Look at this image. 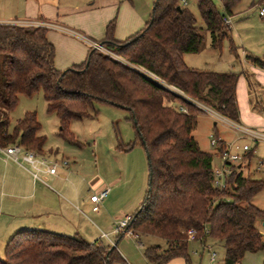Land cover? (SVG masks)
I'll use <instances>...</instances> for the list:
<instances>
[{
    "label": "trees",
    "instance_id": "16d2710c",
    "mask_svg": "<svg viewBox=\"0 0 264 264\" xmlns=\"http://www.w3.org/2000/svg\"><path fill=\"white\" fill-rule=\"evenodd\" d=\"M221 1L230 16L238 0ZM197 9L211 35V47L219 49L228 37L222 24L224 16L211 0H197ZM151 19L123 42L113 39L114 24L110 22L99 44L203 106L237 121L238 75L197 70L183 62V55L198 53L203 41L193 14L180 0H158ZM46 33L44 27L0 25V146L16 143L42 153L46 139L39 135L35 112L24 113L9 129L7 114L15 109L20 96L42 92L47 113L58 119V137L71 145L78 144L69 131L72 121L95 115L96 104L122 108L129 114L127 121L136 142L145 151L149 172L145 197L130 215L127 228L138 236L139 243L143 237L161 241L145 245L146 264H167L173 259L187 263L188 230H194L201 240L222 242L223 264H239L247 253H264V235L255 227L257 220L264 221V211L251 204L264 190V179H252L235 166L224 190L212 187L214 155L201 151L191 137L196 118L203 112L184 102L187 114L177 112L179 99L167 89L92 48L83 63L65 73L57 70ZM246 60L264 71V57ZM134 145L120 144L117 149L128 152ZM252 158L249 154L250 162ZM122 262L115 246L104 241L88 242L79 235L43 230L15 233L0 258V264Z\"/></svg>",
    "mask_w": 264,
    "mask_h": 264
},
{
    "label": "rangeland",
    "instance_id": "374dc122",
    "mask_svg": "<svg viewBox=\"0 0 264 264\" xmlns=\"http://www.w3.org/2000/svg\"><path fill=\"white\" fill-rule=\"evenodd\" d=\"M55 1H59L60 6L63 7L74 3L84 6L87 2H92L93 0ZM211 1L221 16L229 17L223 10L221 0ZM24 2L25 0H0V10L2 5H4L3 11L7 15H16L20 12ZM185 2L186 4H182V6L193 14L196 20V27L201 29V35L203 36L198 53L183 55L182 59L186 66L196 69H209L221 73L233 72L239 78L242 77L241 73L246 68V57H264V17H260L258 14L260 8L264 7V3L259 2V0H238V3L231 10L230 30L228 28L225 29L228 32V37L222 41L219 49H213L211 47V35L205 29L204 22L197 9V0H185ZM151 9L152 6L150 7ZM55 28L65 34L72 35L84 44L86 43L83 39L97 42L73 29L58 26ZM51 45L53 46V44ZM246 71H248V68H246ZM248 84L250 88L244 83L246 95L244 92L242 93L243 84H239L238 95L242 97L243 94V99L241 98L242 104L245 98H248V109L250 108L251 112L258 113L261 108H264V83H260L257 87L253 86L252 83L248 82ZM94 109L96 110L95 115L92 114L91 117L74 120L70 123L69 131L73 134L78 145H71L58 137V119L54 114L47 113L42 92H38L31 97L20 96L15 109L8 113L7 117L9 119V129H12L15 122L21 119L24 113H36L37 121L41 127L39 135L44 136L46 139L45 148L49 150L57 149L60 153L59 156L56 154L57 162L67 158L70 161L75 160L77 165H81L77 170L78 173L75 175V179H78L83 184L80 189L87 198L93 193L92 189L87 186L89 181L92 185H97L100 181L99 176L104 177L105 182L108 181L107 183L102 182V189L110 188L107 197L102 203L104 209H101L102 205H98L102 211L99 215L102 223L99 226L103 232H106L109 231L113 224L122 221L125 216L133 214L143 201L148 188L149 172L145 151L136 142L132 126L127 121L128 112L122 108L105 104H96ZM260 117L264 120L262 112ZM196 120V127L191 137L201 151L214 155L213 165L216 166L218 165V158L215 150L210 146V140L215 137L229 144L236 140V133L225 123L215 121L206 113L198 115ZM131 142H135V145L129 152L117 154L118 156L115 154L113 148H118L120 144L126 146ZM91 143L95 144L93 148L90 145ZM259 159L264 160L263 143L258 144L254 148V159L250 163V169L248 171L243 170L245 174L255 180L264 179V171L256 172L255 170ZM110 181H113L114 187L109 185ZM251 204L264 211V190L253 197ZM4 206L6 205L4 204ZM1 213L2 211L0 210V215ZM4 214H2L1 218L5 217ZM88 217L92 218V220L96 219L92 215ZM74 221L81 228L82 231L78 232L84 236L85 240L90 241L91 238L97 236L98 231L85 218L77 217ZM263 223L264 221L257 220L255 227L264 231ZM54 230H56L54 231L55 233H64L69 236L76 232L59 228ZM94 230L96 231L95 233ZM4 232L5 230L0 232V258L3 257L4 246L8 238L15 234V231L10 235ZM98 235L101 236V233H98ZM112 238H114V241L116 240L114 236ZM205 247L202 243L200 245L189 242V261L185 264H223L224 248L222 242L209 239ZM141 248L142 246L139 247L132 236L123 235L118 242L117 249L124 262L116 264H141ZM263 260V252L247 253L239 264H263Z\"/></svg>",
    "mask_w": 264,
    "mask_h": 264
},
{
    "label": "crops",
    "instance_id": "0c3cea01",
    "mask_svg": "<svg viewBox=\"0 0 264 264\" xmlns=\"http://www.w3.org/2000/svg\"><path fill=\"white\" fill-rule=\"evenodd\" d=\"M153 1L93 0L92 2H87L84 6L74 3L70 6L61 7L59 1L56 2L55 0H25L20 12L16 15H7L3 11L5 6L2 5L0 10V25L35 26L48 29L46 37L55 49L54 66L59 71H65L72 66L83 63L89 47L72 35L56 30L55 27L73 29L99 43L105 36V28L110 22H113V39L123 42L138 33L150 21L152 10H150V7L152 6L153 8ZM182 1L185 0H180L181 5L183 4ZM245 65L248 71H246V68L244 69V72L241 73L242 77L238 78L236 85L238 121L243 125H249L248 127L264 131V120L260 117L261 112L264 114V108H261V111L258 113L251 112L250 108L248 109V98H245L242 104L241 98L243 99V94L242 97L238 95L240 83L243 84L242 93L244 92L245 95L247 93L244 89V83L248 87V82L252 83L255 87L260 85V83H264V71L254 67L247 60H245ZM241 80L243 81L241 82ZM90 145L93 148L95 144L91 143ZM113 150L116 155L127 153L118 150L117 147L113 148ZM40 154L50 160H56V154L60 155L57 149L49 150L45 146ZM66 161H69L66 167H58L54 175L43 173L41 174L42 181H38L34 180L27 171L29 169L27 164H24L27 168L24 170L12 162L5 161L0 156V210L2 211L0 215V232L5 230L4 233H9L10 235L14 231V233L22 230L54 232L56 231L54 230L55 228H59L69 229L72 232L76 231L73 235H79L83 238L84 236L78 232L82 231L81 228L74 221L77 217H81L89 221L98 233L110 235L117 249L118 242L122 236L117 237L112 234L116 223L111 226L109 231L103 232L99 226L102 223L101 218H99L102 211L99 207L98 212H94L92 210L94 203L90 201L91 195L99 194L104 190H108L109 193V187L102 189V182L107 183L108 181L105 182L102 176H99L100 181L98 180L99 183L97 185H92L89 181L87 186L89 189H92L93 193L87 198L82 194L80 189L83 184L78 179H75V175L78 173L77 170L81 165H77L75 160L70 161L66 158ZM109 185H113L114 187L113 181H110ZM103 201L104 199L99 206L102 205ZM3 202L6 206H4ZM101 209H104L103 205ZM2 214L5 217L1 218ZM88 214L96 217V219H90ZM259 231L264 235V231ZM98 233L97 236L91 238L88 242L101 240L109 244ZM112 236L115 237V241ZM209 239L204 238L203 240L192 242L200 245L202 243V245L204 244V248H206L205 245ZM139 241L142 246L141 264H146L143 257L145 245L156 242L159 244L161 241H155L148 237L139 238ZM167 264H185V262L183 259H173Z\"/></svg>",
    "mask_w": 264,
    "mask_h": 264
},
{
    "label": "built area",
    "instance_id": "2783aa9c",
    "mask_svg": "<svg viewBox=\"0 0 264 264\" xmlns=\"http://www.w3.org/2000/svg\"><path fill=\"white\" fill-rule=\"evenodd\" d=\"M182 3L183 5L186 4L185 1H182ZM258 14L260 17H264V7L260 8ZM222 24L225 29L229 28V26L231 25L230 17L224 16L222 18ZM83 40L89 48L101 52L105 56H108L111 59L139 72L154 83L167 89L171 94L179 99V103L176 105L177 112L187 114L186 106H184L182 102L188 103L201 110L203 113L210 115L215 121L225 123L236 133V140L229 144L215 137L210 140V146L215 150V154L218 158V165H213L212 167V187L214 189L222 191L226 188L227 180L232 173V167L237 166V168L242 171H248L250 169L251 162L250 159H248V155L252 154V160L254 159V148L260 143L264 144V131L243 125L239 123L238 120L233 121L223 116L221 113L203 106L202 104L188 97L179 89L167 85L165 82L153 76L149 72L127 63L120 56L105 49L101 44L91 42L86 39ZM0 156L5 161L12 162L24 170L27 169L24 164H27L29 166V169L27 171L30 173L34 180L38 181H42L41 174L48 173L50 175H54L57 172L58 167H66L68 165V162L66 160H61L60 162H57V160H50L49 158H46L39 153L26 150L16 143L8 146H0ZM255 170L256 172L264 171V160H258V166L255 168ZM107 194L108 190H104L99 194L90 196V201L94 203V207L92 209L94 212H98V205L102 202L103 199L106 198ZM129 221L130 216H125L122 221L115 224L112 234L117 237L130 235L134 238L135 243L140 246V243L138 242V236L133 233L132 230H129L127 228ZM204 235H208L207 229L204 230ZM186 236L188 242L202 239L197 238L196 232L194 230H188L186 232ZM101 238L107 240L110 245L114 246V242L111 239L110 235L101 234ZM211 260L213 259L211 258Z\"/></svg>",
    "mask_w": 264,
    "mask_h": 264
},
{
    "label": "water",
    "instance_id": "95a60500",
    "mask_svg": "<svg viewBox=\"0 0 264 264\" xmlns=\"http://www.w3.org/2000/svg\"><path fill=\"white\" fill-rule=\"evenodd\" d=\"M157 3H158V0H155L154 5H153V8H152V10H151V17H152V15H153V12H154V10H155V7H156ZM151 20H152V19H150V22H151ZM67 70H70V69H67ZM67 70L63 71V73H65ZM263 227H264V223H263Z\"/></svg>",
    "mask_w": 264,
    "mask_h": 264
}]
</instances>
